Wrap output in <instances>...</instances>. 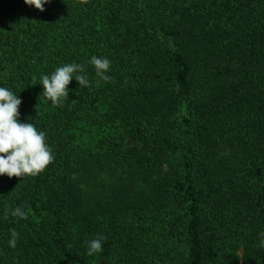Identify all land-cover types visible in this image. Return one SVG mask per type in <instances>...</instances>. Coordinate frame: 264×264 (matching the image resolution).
<instances>
[{
	"label": "trees",
	"instance_id": "trees-1",
	"mask_svg": "<svg viewBox=\"0 0 264 264\" xmlns=\"http://www.w3.org/2000/svg\"><path fill=\"white\" fill-rule=\"evenodd\" d=\"M44 7L0 0V87L54 155L0 176V264H264V0ZM73 62L90 86L54 106L41 77Z\"/></svg>",
	"mask_w": 264,
	"mask_h": 264
},
{
	"label": "clouds",
	"instance_id": "clouds-1",
	"mask_svg": "<svg viewBox=\"0 0 264 264\" xmlns=\"http://www.w3.org/2000/svg\"><path fill=\"white\" fill-rule=\"evenodd\" d=\"M24 2L43 12L45 4L50 0H24ZM81 2L87 3V0H81ZM89 63L94 65L96 75L100 80L110 81L111 78L106 75L110 71L111 65L108 58L93 55ZM73 76L80 86H90L84 65L73 62L56 68L51 76L43 75L41 77L40 84L44 88L43 96L54 106H62L69 97L68 85ZM21 103L22 100L19 96L5 87H0V176L7 175L9 178L36 176L54 161V155L46 143V133L38 131L31 122L20 121ZM9 215L21 219L28 218V212L24 206L6 207L4 219H7ZM10 232L9 246L15 248L19 233L15 229H11ZM260 235L264 237V232ZM105 239L106 237L99 236L86 241L88 255L102 252V244ZM260 247L264 249V239H261Z\"/></svg>",
	"mask_w": 264,
	"mask_h": 264
}]
</instances>
